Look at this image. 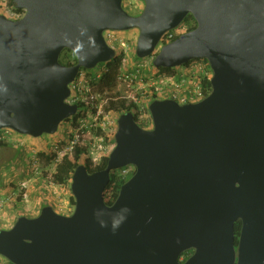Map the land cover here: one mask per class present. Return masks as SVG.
Wrapping results in <instances>:
<instances>
[{"label": "water", "instance_id": "water-1", "mask_svg": "<svg viewBox=\"0 0 264 264\" xmlns=\"http://www.w3.org/2000/svg\"><path fill=\"white\" fill-rule=\"evenodd\" d=\"M143 2L132 14L123 0H14L25 15L0 14V130L56 133L77 112L66 98L79 70L117 54L106 30L137 28L136 55L155 67L205 58L213 70L199 102L154 99L151 129L119 116L106 167L73 172L72 213L47 204L0 229L13 264H264V0ZM188 14L197 26L158 48ZM65 48L77 63H61ZM129 165L108 204L111 171Z\"/></svg>", "mask_w": 264, "mask_h": 264}, {"label": "built area", "instance_id": "built-area-1", "mask_svg": "<svg viewBox=\"0 0 264 264\" xmlns=\"http://www.w3.org/2000/svg\"><path fill=\"white\" fill-rule=\"evenodd\" d=\"M135 5L136 0H123ZM135 7V6H134ZM24 9L11 6L9 0H0V14H5L12 19H20L25 15ZM188 25L182 22L176 28L167 31L161 38L159 46L165 45L182 33L186 32ZM104 36L107 42L124 51L127 55L129 43L119 35V31L106 30ZM124 59L119 73L112 86L101 85L110 68L100 63L96 67L81 68L70 83V95L66 98L69 104L78 106L77 112L72 116L69 130L63 138H58L48 146L30 148V172L33 177L44 178L42 164L44 158H49L51 166L49 176L52 178L57 166L66 158L75 156L77 147L83 150L82 158L88 160L90 165L96 167L102 163L104 157L110 154L115 146L114 136L118 128V114L111 108L112 103L121 100L135 105L134 114L137 121L144 128L153 127V118L147 105L150 103L152 94L159 95L166 91L163 98H172L181 104L195 103L207 97L211 90L213 70L209 62L199 59L177 66L173 71H166L155 76L151 66V59H143L134 62L132 69L123 67ZM152 71V75H149ZM157 71V70H156ZM160 98V97H159ZM75 118V119H74ZM13 129L3 128L0 130V141L10 142ZM25 148V145L22 146ZM132 171V166L123 167L120 175H127ZM53 183V182H52ZM29 191L25 184L10 198L0 201V210L7 200L28 198ZM64 205V203H62ZM59 213L70 214L72 208L66 210L57 207Z\"/></svg>", "mask_w": 264, "mask_h": 264}, {"label": "trees", "instance_id": "trees-1", "mask_svg": "<svg viewBox=\"0 0 264 264\" xmlns=\"http://www.w3.org/2000/svg\"><path fill=\"white\" fill-rule=\"evenodd\" d=\"M9 3L11 6H15L14 0H9ZM184 22L188 25L187 31L192 30L197 26V21L192 14H188L186 16V18L184 19ZM116 50H117V54L113 59L102 63V64H104L110 68V72L107 73L106 76L104 77L103 81L100 82L101 85L112 86V84L114 83V80L116 79V75L119 73V70H120L119 67H121V65H122L124 51H122V49H120V48H116ZM118 50H119V52H118ZM135 57L137 58V60L135 59L133 62H138L141 60V58H139L137 55H135ZM143 59H145V58H142V60ZM199 60L208 62L207 59H205V58H201ZM60 61L63 64L72 65V64L77 63V56L71 49L65 48L60 55ZM150 68L155 70L154 74H155V76H157V74H159V73H163L166 71H169V72L173 71L175 67H172V68L155 67L154 64L151 63ZM128 69L131 70L132 67H129ZM149 75H152V71ZM157 98H159V94L154 92L152 94V97L149 100H150V102H152L154 99H157ZM133 107H135V105H133L131 103L128 104L124 100L114 102V103H112V106H111V108H113V110L115 112H117L118 114H121V113L127 112V111H134L135 112ZM148 107H149V105L146 106L147 109H148ZM71 120H72V118H69L68 120H66V122L70 123ZM9 144H10V142H8V141H0V147L8 146ZM82 152H83V150L80 149L79 147H77V149L75 151V156L66 157L57 166L56 171L52 175V180L55 183L66 184L68 182H71V178H72V175H73V172H74L76 166L82 162L81 161ZM44 159H46V161L48 162L47 164L50 163L49 158H44ZM108 159H109V156L107 155L106 157L103 158L102 163L96 167L90 165L88 160H84V162L86 163L89 172H94L96 170H99V169L106 167V165L108 163ZM122 169L123 168H117V169H113L111 171V179H110V182H109V184L105 190V193H104L105 200L108 204L114 203V201L117 199V197L119 195L121 186L135 172V166H132V171L129 174L123 176V175L119 174L120 170H122ZM70 200H71L72 205L74 206L75 205V199H74L73 195H71ZM241 226H242V221L238 220L235 223L236 245L238 244L237 238H238V235L240 234ZM187 252L188 251L184 252L182 255L187 254ZM0 264H13V263L10 262L9 260H7L6 258L0 256Z\"/></svg>", "mask_w": 264, "mask_h": 264}, {"label": "rangeland", "instance_id": "rangeland-1", "mask_svg": "<svg viewBox=\"0 0 264 264\" xmlns=\"http://www.w3.org/2000/svg\"><path fill=\"white\" fill-rule=\"evenodd\" d=\"M123 4H124V7L131 13H134V11L141 12L144 7V2L142 0H136L135 5H130L129 2H125V1H123ZM133 32L136 33L135 37L131 35ZM138 32L139 30L137 28L119 32V35L123 37L125 40H127L129 43V47H131L129 50H127V55H123L124 64H125L123 65L124 68L133 66L134 64L133 61L135 59L137 60V58H135V53H136ZM151 60H152V57H151ZM164 94H166V91L160 94L159 97L163 98ZM69 126L70 125H68L66 121H63L60 124L59 129L56 133L43 134L40 137H33L31 135L20 134L16 131H13L10 144L8 146L0 147V169L6 170L8 169L9 165L16 164L18 168H20L21 170L23 166L28 165L26 159L29 158V161H30V155L32 151L28 149L33 148V147L40 148V145L42 144L43 146L46 147L50 145L51 143H53L54 141H56L58 138L60 137L63 138L65 136L64 135L65 132L69 130ZM23 145H25V148H22ZM15 150H16V153H15ZM15 155H17L16 162L13 161ZM83 160L84 159L82 158L81 161L83 162ZM47 163L48 162L45 159L42 164L43 177L45 179V183L47 186H54L53 188L56 189L53 195L59 196L60 199L59 198L57 199L61 201V203H58V204L56 203L57 208L58 209L62 208L64 210L68 208H72V211H73L75 205L73 206L70 200L71 195H72L71 182H68L66 184L54 183L52 178L48 177L49 169L51 166ZM31 174L33 176V173ZM14 192H17V190H15ZM62 203H64V205Z\"/></svg>", "mask_w": 264, "mask_h": 264}, {"label": "crops", "instance_id": "crops-1", "mask_svg": "<svg viewBox=\"0 0 264 264\" xmlns=\"http://www.w3.org/2000/svg\"><path fill=\"white\" fill-rule=\"evenodd\" d=\"M131 35L135 37L136 33L133 32ZM42 146L43 144L40 145ZM16 156L13 160L15 162ZM26 161L28 165L23 166L21 170L16 164L9 165L6 170L0 169V201L10 199L16 193L14 191H18L22 184H25L29 191L26 199L19 197L7 200L0 210V229L10 228L21 215L33 217L38 215L42 207L47 204L56 208V203H61L59 196L53 195L56 191L54 186H47L44 178L33 177L29 168V158Z\"/></svg>", "mask_w": 264, "mask_h": 264}, {"label": "clouds", "instance_id": "clouds-1", "mask_svg": "<svg viewBox=\"0 0 264 264\" xmlns=\"http://www.w3.org/2000/svg\"><path fill=\"white\" fill-rule=\"evenodd\" d=\"M142 1H143V0H142ZM123 5H124V4H123ZM15 6H16V5H15ZM125 9H126V8H125ZM136 13H137V12H136ZM183 22H184V20H183ZM119 32H120V31H119ZM186 32H187V31H186ZM138 33H139V32H138ZM184 33H185V32H184ZM179 36H180V35H179ZM137 39H138V38H137ZM175 39H176V38H175ZM162 46H163V45H162ZM160 47H161V46H158V48H160ZM116 51H117V50H116ZM135 55H136V53H135ZM135 58H136V57H135ZM145 59H151V56H150V57H146ZM141 60H142V58H141ZM193 60H194V59H193ZM152 61H153V56H152L151 63H152ZM190 61H191V60H190ZM190 61H189V62H190ZM187 63H188V62H187ZM185 64H186V63H185ZM180 66H181V65H180ZM176 67H177V66H176ZM159 99H165V98H159ZM150 103H151V102H150ZM149 110H150V109H149ZM132 112H133V111H132ZM123 113H124V112H123ZM133 113H134V112H133ZM75 114H76V113H75ZM75 114H74V115H75ZM121 114H122V113H121ZM121 114H120V115H121ZM74 115H73V116H74ZM120 115H119V116H120ZM134 115H135V114H134ZM119 116H118V118H119ZM71 117H72V116H71ZM71 117H69V118H71ZM69 118H68V119H69ZM68 119H66V120H68ZM135 119H136V121H137L136 116H135ZM66 120H64V121H66ZM137 122H138V121H137ZM138 123H139V122H138ZM141 126H142V125H141ZM142 127H143V126H142ZM143 128H144V127H143ZM117 129H118V128H117ZM145 129H151V128H145ZM114 141H115V136H114ZM110 153H111V152H110ZM108 156H109V155H108ZM81 163H85L84 160H83V162H81ZM85 164H86V163H85ZM125 167H126V166H125ZM122 168H123V167H122ZM53 182H54V181H53ZM54 183H55V182H54ZM72 195H73V194H72ZM54 208H55V207H54ZM73 210H74V209H73Z\"/></svg>", "mask_w": 264, "mask_h": 264}, {"label": "flooded vegetation", "instance_id": "flooded-vegetation-1", "mask_svg": "<svg viewBox=\"0 0 264 264\" xmlns=\"http://www.w3.org/2000/svg\"><path fill=\"white\" fill-rule=\"evenodd\" d=\"M131 10H132V9H131ZM133 11H134V10H133ZM130 13H131V12H130ZM134 13H135V14H139L140 12H137V13H136V11H134ZM134 13H132V14H134ZM239 235H240V234H239ZM239 235H238L237 241L239 240ZM192 253H193L192 250H191V251L188 250L187 254L182 255L183 260L187 259Z\"/></svg>", "mask_w": 264, "mask_h": 264}]
</instances>
